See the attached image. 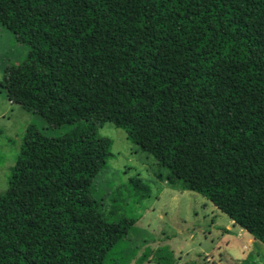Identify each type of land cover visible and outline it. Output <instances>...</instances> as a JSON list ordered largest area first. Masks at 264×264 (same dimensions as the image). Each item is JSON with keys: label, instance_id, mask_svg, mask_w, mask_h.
Wrapping results in <instances>:
<instances>
[{"label": "trees", "instance_id": "trees-1", "mask_svg": "<svg viewBox=\"0 0 264 264\" xmlns=\"http://www.w3.org/2000/svg\"><path fill=\"white\" fill-rule=\"evenodd\" d=\"M0 28L28 48L0 89L48 131L0 194V264L116 261L135 221L94 199L105 124L264 245V0H0Z\"/></svg>", "mask_w": 264, "mask_h": 264}, {"label": "rangeland", "instance_id": "rangeland-1", "mask_svg": "<svg viewBox=\"0 0 264 264\" xmlns=\"http://www.w3.org/2000/svg\"><path fill=\"white\" fill-rule=\"evenodd\" d=\"M27 53L25 45L0 28V82L4 70L23 63ZM30 127L41 133L48 132L47 124L40 116L11 103L5 91L0 89L1 195L8 188L24 135ZM98 136L111 140L114 156L94 180V199L99 201L105 215L111 216V211L116 213L112 214V220L123 216L135 221L126 240L118 248L113 264H119V259L125 260L123 264H148L144 255L153 256L157 250L159 260H149V264H177L178 257L181 258L180 264H206L204 254L213 259L209 264H264L263 244L249 247L246 236L239 238L237 232L225 235L220 231L223 228L212 229L210 221H215V218L209 209H203V196L180 190L158 199L161 191L158 181L168 184L178 181L152 156L129 142L124 130L105 124L98 129ZM137 179L149 188V196L135 193L132 182ZM206 203L211 207L212 204ZM223 217L228 219L225 215ZM243 246L248 249L243 250ZM179 249L181 254L177 256ZM130 256L133 262H128Z\"/></svg>", "mask_w": 264, "mask_h": 264}, {"label": "crops", "instance_id": "crops-1", "mask_svg": "<svg viewBox=\"0 0 264 264\" xmlns=\"http://www.w3.org/2000/svg\"><path fill=\"white\" fill-rule=\"evenodd\" d=\"M157 183H159L160 187H161V191L158 195V199H161V198H164V196L168 195L169 193L171 192H176V191H180V190H183V191H188L192 194H196V195H200L198 193H194V192H191L189 190H186V189H183L180 185H178V183H169L168 182H162V181H158ZM193 197H196V196H193ZM201 200H203L202 204L204 205L203 206V209H209V211H211V216L213 218H215V221L214 220H211V227L212 229L215 228V229H218L219 228H223L222 230L220 231H223V233L226 235V234H229V233H234V232H237V237L239 238H242L243 236H246L247 237V243H248V246L249 247H252V245L254 244H260L258 241H256L251 235H249L247 232H245L243 229H241L239 226H237L236 224H234V222L231 220V219H224L223 214L222 212H220L214 205H210L211 207H208L206 204V202H209L206 198H202ZM209 204H212L209 202ZM226 216V215H225ZM142 227V226H141ZM206 238V237H205ZM248 249L247 246H243V250H246ZM155 250V249H154ZM198 251H202L201 250V247L198 248ZM178 254H181V250L179 249L178 250V253H177V256ZM204 257L206 258L205 261H206V264H209L208 262H212L213 259L212 258H209L206 254H204ZM148 259V264L150 263L149 260H152V256H148L147 257ZM134 260H132L133 262ZM181 261V258L178 257V262L177 264H180ZM131 262V263H132Z\"/></svg>", "mask_w": 264, "mask_h": 264}]
</instances>
